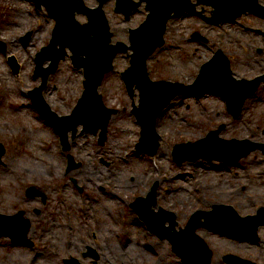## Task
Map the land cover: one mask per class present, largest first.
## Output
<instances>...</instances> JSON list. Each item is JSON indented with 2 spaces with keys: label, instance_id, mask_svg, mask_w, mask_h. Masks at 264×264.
<instances>
[{
  "label": "rangeland",
  "instance_id": "374dc122",
  "mask_svg": "<svg viewBox=\"0 0 264 264\" xmlns=\"http://www.w3.org/2000/svg\"><path fill=\"white\" fill-rule=\"evenodd\" d=\"M85 3L99 5L98 0ZM0 8V141L7 147L0 164V213L14 215L25 210L31 220L28 235L33 243L15 244L10 236H0V264H66L65 260L71 258L92 264L84 256L88 246L101 253L98 264H183L170 241L150 231L131 208V203L146 196L155 184L159 185L156 211L163 207L175 212L178 230L195 211L211 210L216 204L233 206L241 217L255 215L264 205L261 150L236 163L201 158L179 165L173 156L175 145L195 142L224 125L220 137L225 140L264 144V83L246 100L238 118L228 111L219 94L176 97L173 108L168 106L158 118L161 147L152 156L136 150L141 128L133 109L134 103L139 105V91L134 98L130 96L121 76L130 66V57L119 54L115 70L106 75L100 93L108 107L120 112L109 124L105 145H100L99 135L93 133L79 132L76 138H70L68 153L83 166L68 172L60 136L45 122L29 95L41 84L40 78H34L35 59L49 44L56 21L44 5L39 8L34 0H0ZM104 8L115 43L130 44L131 30L149 14L145 3L128 20L116 11V0ZM197 10L204 16L186 13L169 22L164 47L148 61L151 79L193 84L201 67L212 61L220 48L231 59L237 78L264 74V54L259 53L264 48L263 23L259 17L245 14L234 22L213 24L205 18L211 16L213 7L199 5ZM77 19L88 21L83 14ZM196 32L208 42L194 39ZM29 33L32 36L26 46L22 38ZM12 56L21 65L19 75L9 63ZM84 89L83 70L77 69L68 56L51 75L44 97L53 111L69 115ZM214 155L225 156L226 151L216 149ZM202 162L208 166H197ZM212 163L219 167L211 169ZM248 170L253 171V177L246 175ZM31 185L48 194L46 204L40 197L26 196ZM150 216L157 218L152 213ZM198 233L214 251L212 264H228L224 259L228 254L264 264V226L258 242L230 239L205 228Z\"/></svg>",
  "mask_w": 264,
  "mask_h": 264
},
{
  "label": "water",
  "instance_id": "95a60500",
  "mask_svg": "<svg viewBox=\"0 0 264 264\" xmlns=\"http://www.w3.org/2000/svg\"><path fill=\"white\" fill-rule=\"evenodd\" d=\"M38 7L43 4L56 19V27L48 46L44 47L36 57L35 78L42 77V84L30 92L35 106L46 119L53 125L61 136V142L65 151H69V132L72 131L75 138L79 126L83 125L82 132L97 134L100 130V144L104 145L108 138V126L117 109L108 108L105 105L102 94L99 93L106 74L114 70V61L117 55L127 53L131 58L130 67L122 73L130 96H135V90L140 91V105L134 104L133 113L142 127L141 139L137 145L140 152L155 155L160 147V136L157 132V121L165 108L179 95H198L200 93H218L228 104V110L235 118L242 113L245 101L258 90L264 76L254 80H237L231 68L229 57L223 50H219L212 61L206 63L201 70L198 79L193 85H185L179 82L166 80L154 81L150 77L148 69L149 58L162 48L166 42L165 34L171 19L185 13L201 14L197 6L204 4L214 7L213 16L208 18L212 23L223 21H235L247 11L264 16V7L259 0H117L116 11L130 18L134 10L143 2H147L150 11L146 21L137 29L131 30L130 45L119 41L113 43V32L104 6L110 0H98L99 6L91 8L85 0H35ZM77 14L88 17L87 23H81ZM32 33L22 38L24 45L28 46ZM194 38L207 42L200 33H195ZM75 67L84 70L85 91L71 115L59 116L54 112L43 97L50 75L56 73L60 62L69 56ZM132 51V53H130ZM262 52V51H261ZM50 65L45 67V63ZM9 62L16 74H19L21 66L16 57H10ZM216 74H214V69ZM225 129V125L218 130L211 131L207 137L187 144H179L175 148V160L182 164L185 160H196L199 157H212L229 162H237L249 155L252 151L261 149L264 152V144L245 141H226L219 137ZM229 144L245 145L241 150L235 151ZM220 149L226 151L225 156L214 155V151ZM7 149L0 142V163ZM183 154L195 155L185 158ZM231 154L235 157H228ZM181 155L183 158L181 159ZM81 166L75 158L69 156L68 170H74ZM157 185H155L147 198H138L133 204L135 210L141 215L148 228L158 234L162 239L168 238L173 245L175 253L182 258L184 264H211L213 251L206 241L197 234V230L205 227L209 230L227 235L235 239L259 240L258 228L264 225V207L260 208L255 216L241 217L232 206L214 205L212 211H198L188 222L185 228L176 230V216L172 212L161 210V214L152 219L150 213H154L151 207L157 205ZM28 197L43 198L46 203L47 195L35 186L27 189ZM169 217L162 218L164 214ZM202 217L205 221H202ZM161 220L158 222V220ZM241 220L240 224L247 225L244 230L235 229L234 220ZM169 220L170 226L165 223ZM7 229V232L5 231ZM31 220L26 217L25 211L9 216L0 214V236H10L15 243H32L28 238L31 230ZM3 232V233H2ZM94 257L95 252L85 254ZM230 264H253L252 262L234 255L225 257ZM66 264H81L77 259L65 260Z\"/></svg>",
  "mask_w": 264,
  "mask_h": 264
},
{
  "label": "bare ground",
  "instance_id": "6f19581e",
  "mask_svg": "<svg viewBox=\"0 0 264 264\" xmlns=\"http://www.w3.org/2000/svg\"><path fill=\"white\" fill-rule=\"evenodd\" d=\"M111 1V0H110ZM108 3V2H107ZM106 5V4H105ZM214 69V68H213ZM214 74H216V72H215V69H214ZM239 79V78H238ZM242 79V78H241ZM261 95H262V99L264 100V92L263 93H261ZM179 96H182V95H179ZM178 97V96H177ZM222 97V96H221ZM176 98V97H175ZM174 98V99H175ZM200 98V97H199ZM223 98V97H222ZM173 99V100H174ZM172 102V101H171ZM173 106H174V104L172 103L171 104V106L169 107V108H173ZM232 140H234V139H232ZM238 141V140H237ZM237 147H238V150H241L242 148H244V146L245 145H236ZM165 154H163L162 156H164ZM197 166H202L203 168L204 167H207L208 166V164L207 163H200V164H198ZM219 167V165L218 164H215V163H212V164H210V168L211 169H215V168H218ZM245 170V169H244ZM252 173H253V171L252 170H248L247 171V173H246V175H249L250 177H253V175H252ZM152 178V177H151ZM166 178V177H165ZM223 205H225V204H223ZM225 206H227V205H225ZM203 218V217H202ZM241 223V220L239 219V220H234V224L236 225V227H235V229L236 228H238L239 227V229L240 230H244L245 229V227L247 226V225H245V224H240ZM132 224H133V222H132ZM140 225V224H139ZM246 230V229H245ZM205 236V235H204ZM68 238H70V235L69 234H67V240H68ZM69 244V243H68ZM34 263H36V261L34 262Z\"/></svg>",
  "mask_w": 264,
  "mask_h": 264
},
{
  "label": "flooded vegetation",
  "instance_id": "af4514ba",
  "mask_svg": "<svg viewBox=\"0 0 264 264\" xmlns=\"http://www.w3.org/2000/svg\"><path fill=\"white\" fill-rule=\"evenodd\" d=\"M260 2H261V0H260ZM262 3V5L264 6V0H263V2H261ZM261 19V21H262V23H263V29H262V33L264 32V16H262V18H260Z\"/></svg>",
  "mask_w": 264,
  "mask_h": 264
}]
</instances>
